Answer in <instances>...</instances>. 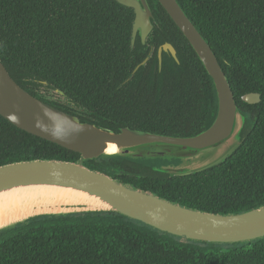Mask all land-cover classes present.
I'll use <instances>...</instances> for the list:
<instances>
[{
	"label": "trees",
	"instance_id": "trees-1",
	"mask_svg": "<svg viewBox=\"0 0 264 264\" xmlns=\"http://www.w3.org/2000/svg\"><path fill=\"white\" fill-rule=\"evenodd\" d=\"M148 1L153 29L144 44L137 37L131 47L134 12L116 0H0V59L23 89L83 121L194 135L215 117L213 83L164 8ZM177 1L211 46L246 116L243 140L226 160L172 177L117 156L81 161L79 153L0 116V165L36 158L81 161L207 212L237 213L264 204V0ZM165 42L178 61L162 51L159 66L157 51ZM42 81L79 108L46 98ZM250 92L260 94L258 103L242 101ZM0 264H264V238L217 245L182 240L113 212L41 215L0 230Z\"/></svg>",
	"mask_w": 264,
	"mask_h": 264
},
{
	"label": "water",
	"instance_id": "water-1",
	"mask_svg": "<svg viewBox=\"0 0 264 264\" xmlns=\"http://www.w3.org/2000/svg\"><path fill=\"white\" fill-rule=\"evenodd\" d=\"M116 1L132 8L134 12L131 47L137 37L144 44L153 29L154 16L149 1ZM156 1L188 40L213 83L216 114L207 128L194 135L178 136L128 126L112 129L83 121L77 115L46 103L23 89L10 76L1 59L0 116L30 134L79 153L81 161L106 155L141 162L140 155H161L167 157L165 160L178 159V161L173 164L171 160H167V163L158 167L141 163L172 177L196 173L226 160L243 140L241 133L246 116L239 110L230 83L214 51L178 1ZM162 51H169L178 61L174 47L165 42L158 47L159 66ZM148 57L149 55L136 66L134 71L145 64ZM42 82L46 86L47 83ZM55 91L63 96L62 91L58 89ZM241 99L249 104L258 103L260 94L246 93ZM66 103L79 108L70 99H67ZM110 143L116 146L114 153L106 151ZM163 147H178L182 149V153H166ZM81 161L36 158L2 164L0 194L31 185H56L86 192L107 205L105 209L74 210L59 214L41 213L24 221L41 215L105 211L117 213L136 223L182 240L234 245L264 238V204L237 213H215L194 209L122 183L104 172L83 165Z\"/></svg>",
	"mask_w": 264,
	"mask_h": 264
},
{
	"label": "bare ground",
	"instance_id": "bare-ground-1",
	"mask_svg": "<svg viewBox=\"0 0 264 264\" xmlns=\"http://www.w3.org/2000/svg\"><path fill=\"white\" fill-rule=\"evenodd\" d=\"M108 153L116 151L110 143ZM106 204L86 192L56 185H31L0 194V229L41 213L105 209Z\"/></svg>",
	"mask_w": 264,
	"mask_h": 264
},
{
	"label": "rangeland",
	"instance_id": "rangeland-1",
	"mask_svg": "<svg viewBox=\"0 0 264 264\" xmlns=\"http://www.w3.org/2000/svg\"><path fill=\"white\" fill-rule=\"evenodd\" d=\"M41 90L44 92V96L46 98H51V99H62L64 100V97L59 95L54 89L48 88L47 86H41ZM166 153H172V154H177V153H182V149L180 148H170V147H163L162 148ZM167 158V157H165ZM161 155H140V160L143 163H146L151 166H160L164 165L167 163V160H171V163H176L178 159H166Z\"/></svg>",
	"mask_w": 264,
	"mask_h": 264
},
{
	"label": "flooded vegetation",
	"instance_id": "flooded-vegetation-1",
	"mask_svg": "<svg viewBox=\"0 0 264 264\" xmlns=\"http://www.w3.org/2000/svg\"><path fill=\"white\" fill-rule=\"evenodd\" d=\"M152 50H153V48L151 47L149 54L152 52ZM149 54H148V55H149ZM148 55H147V56H148ZM147 56H146V57H147ZM146 57H145V58H146ZM145 58H144V59H145ZM148 58H149V57H148ZM144 59H143V60H144ZM143 60H142V61H143ZM147 60H148V59H147ZM142 61H141V62H142ZM141 62H140V63H141ZM140 63H139V64H140ZM139 64H138V65H139ZM136 66H137V65H136ZM136 66H135V68H136ZM135 68H134V69H135ZM134 69H133V71H132L133 73L137 70V69H136V70L134 71ZM56 92H57V91H56ZM57 93H59V92H57ZM59 95H60V94H59ZM62 97H63V96H62ZM57 101H58V102H63L64 100H62V99H57ZM64 103H66V102L64 101ZM74 111H76V110H74ZM76 112H77V111H76Z\"/></svg>",
	"mask_w": 264,
	"mask_h": 264
}]
</instances>
